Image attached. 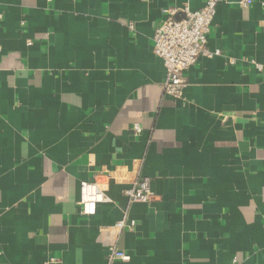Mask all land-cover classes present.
<instances>
[{
    "label": "crops",
    "instance_id": "1",
    "mask_svg": "<svg viewBox=\"0 0 264 264\" xmlns=\"http://www.w3.org/2000/svg\"><path fill=\"white\" fill-rule=\"evenodd\" d=\"M205 1L0 0V264H264V0L218 6L181 97L154 52Z\"/></svg>",
    "mask_w": 264,
    "mask_h": 264
},
{
    "label": "built area",
    "instance_id": "2",
    "mask_svg": "<svg viewBox=\"0 0 264 264\" xmlns=\"http://www.w3.org/2000/svg\"><path fill=\"white\" fill-rule=\"evenodd\" d=\"M253 1L237 0L234 4L246 7ZM225 2L228 0H206L200 9L192 10L189 6H185L182 9L172 7L164 10V18L157 24L154 32L153 47L155 54L164 61L167 70L164 84L167 93L177 98L181 97L188 84L187 70L195 65L201 56L212 57L220 54L219 50L212 51L208 47V34L218 6ZM180 10L184 15L178 18ZM2 18L0 14V21ZM260 68L263 69L262 66ZM134 130L139 133L141 128L137 124ZM108 190L109 182L106 179L96 178L82 181L79 202L81 213L94 215L99 203L110 202ZM126 194L132 202H150L154 197L148 178L134 183L132 187L126 190ZM126 224V219H124L118 223V227L122 228ZM134 224V221H130L129 226L132 227ZM109 258L110 260L116 258L130 260L131 256L124 250L113 246L110 249Z\"/></svg>",
    "mask_w": 264,
    "mask_h": 264
}]
</instances>
